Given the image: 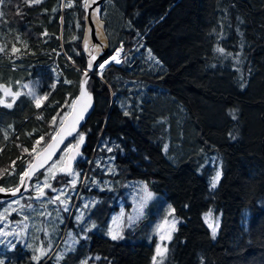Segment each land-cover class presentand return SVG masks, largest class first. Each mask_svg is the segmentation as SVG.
Returning <instances> with one entry per match:
<instances>
[{"label": "trees", "instance_id": "16d2710c", "mask_svg": "<svg viewBox=\"0 0 264 264\" xmlns=\"http://www.w3.org/2000/svg\"><path fill=\"white\" fill-rule=\"evenodd\" d=\"M84 2L0 0V187L19 183L69 112L86 67ZM101 19L109 54L121 49V62L88 79L94 109L66 141L84 136L71 206L90 174L101 182L115 178L106 171L114 163L125 178L141 179L162 196L179 218L161 264H264V0H105ZM30 88L47 95L40 108L27 95ZM44 174L19 197L25 207L35 201L31 184ZM68 178L57 176L54 189ZM90 190L98 196V228L60 264L89 255L94 264H152L155 239L147 241L143 226L125 230L122 239L107 235L119 191ZM157 198L161 210L165 202ZM208 210L219 215L215 238L202 217ZM14 212L9 219L22 217ZM66 223L64 216L43 256L32 259L36 240L33 248L10 240V249L0 247V264H42L51 255L47 264Z\"/></svg>", "mask_w": 264, "mask_h": 264}, {"label": "rangeland", "instance_id": "374dc122", "mask_svg": "<svg viewBox=\"0 0 264 264\" xmlns=\"http://www.w3.org/2000/svg\"><path fill=\"white\" fill-rule=\"evenodd\" d=\"M60 24L62 22L59 20ZM121 50V49H119ZM117 51V50H116ZM116 51H114L106 60H110L111 56L116 54ZM122 54V50L120 51V56ZM120 56L118 57L120 59ZM110 63H116L115 61H111ZM109 63V64H110ZM108 65V64H107ZM106 65V66H107ZM105 66V67H106ZM101 71V69H98ZM103 70V69H102ZM98 71V72H99ZM78 139H73L72 141L66 143L64 147L59 151L58 156L53 159V161L44 169V176L41 180V182H38L36 184L35 192L38 193V187L43 188L44 181L46 178H48V182H50L51 179H55L61 172V168L63 167V160L61 163L58 164L57 169H54L55 177L52 178L48 174V169L52 167L54 163L60 162L61 158L64 159L65 154L67 151L71 148L72 145H75L77 143ZM67 149V151H65ZM104 156H99L98 158V165L101 167V160L104 159ZM112 167L106 168V171L108 173H118L115 178H109L105 179L104 181H100L97 176L95 175H89L88 179L86 180V186L84 187L85 190L81 192L79 195V199L77 201L78 194L75 196V200L73 202V205L71 206V191H74V186L72 185V180L75 178L77 180V176H73L70 174H66L68 178V182L66 184H63L62 186L58 187L56 191L54 192V195L46 196L42 203L45 202V204L36 206L35 203H31L25 207L18 199L16 198L12 201L6 202V204L0 208V247L2 248H8L10 249L14 243H11L10 240H22L24 239L22 234L25 233L28 243L26 241H23L24 245L27 244V246L31 245L33 248L35 243H32L34 240L37 241L36 244V252L37 255H33L32 259H36L39 256H43L50 247L53 245V243L56 240V237L58 235V232L60 230V227L58 228V224L64 219L63 217L66 216L67 223L62 231V235L60 238V241L58 242L57 246L53 250L52 257L47 262V264H60L64 257H67L69 253L74 252L76 249V246L78 245L79 241L82 239L84 240L87 236L86 232H83L81 229V222L85 218L87 207L85 205H89L91 195L93 194L92 190L90 189H106L111 190L113 193L117 194L116 197L113 194V197H115V200L117 201V206L112 211L110 209V219H109V226H108V232L110 226H119V230L121 231L122 237H124V231L135 229L138 225L143 226L142 229L147 234V241L149 242L153 237L155 239L154 242V255L157 254V245L160 244L162 248H165L167 246V242L170 239H165L163 241L160 240V235H167L170 233L172 236V233L174 231H171V223L175 221V229L179 223V218L172 212V208L169 203L165 202L163 200V197L158 195L157 193H154L151 191L147 184L137 178H131L127 179L125 178L120 172H118L117 167L114 163L110 164ZM71 171L75 174H78V170L76 168L71 169ZM63 172V171H62ZM220 172V171H218ZM216 176V174L213 176V178ZM212 178V180H213ZM212 180L210 181V186L212 185ZM82 185V183H81ZM147 186V192H151L152 196L150 198L147 197L146 192L144 191V187ZM81 187V186H80ZM212 187V186H211ZM44 189V188H43ZM117 192V193H116ZM36 197L40 200L41 197ZM56 197H59V199H56ZM161 198L165 205L160 210L161 204L158 203V198ZM42 199V198H41ZM55 200L54 203H50L49 201ZM66 200L67 204H61L60 201ZM109 205L112 204L108 203ZM21 206V207H20ZM18 207H20L18 210H16ZM65 207L67 208V211L65 210ZM71 207V208H70ZM48 210H54L55 211V217L52 218V224L55 226H51L49 224ZM12 211H15L14 215H21L22 217H25L29 212L30 214H34L35 218L28 219L24 224L21 222L20 224H16L19 220H23L22 217H19L18 219H9L8 213H12ZM68 215V217H67ZM80 217L78 220L77 218ZM203 220L205 224L208 226L210 230V234L212 236V230L209 227V223H214L218 226L219 224V215L213 214L211 210H208L204 212L203 214ZM208 218L207 222L205 218ZM58 219L56 223V219ZM114 218L116 221V225H114ZM71 219V222L68 226V222ZM165 220L168 221L167 224H165ZM12 222V223H11ZM164 225L163 228L160 229L159 232H157V226L158 225ZM23 226L22 232L21 227ZM217 233V231H216ZM40 235H43L42 238H40ZM109 236V235H108ZM213 237V236H212ZM30 247V248H31ZM51 253V254H52ZM49 255L42 264H44L50 257ZM164 255L157 256V264H161L163 262ZM92 256L89 255L85 260L79 262V264H94V261L92 260ZM152 264H153V258H152Z\"/></svg>", "mask_w": 264, "mask_h": 264}, {"label": "water", "instance_id": "95a60500", "mask_svg": "<svg viewBox=\"0 0 264 264\" xmlns=\"http://www.w3.org/2000/svg\"><path fill=\"white\" fill-rule=\"evenodd\" d=\"M104 1L105 0H85L84 2V30H83V36L81 39V51L86 60V67L80 77L79 89H78L76 96L73 98L72 102L77 100V98L81 96V85L83 84L85 90L91 96V102L88 107V110L83 114V118L80 119L79 122L75 124V131H73L71 135H68L66 132L63 133L65 137L63 139V142L57 144L55 148L51 149L52 156L50 159L47 160L46 163H44L43 167H40V162L41 160H43L44 156L46 155V152L48 151L47 145L49 143H53L52 136L47 141V143L39 151L36 152V154L32 157L31 161L27 164L23 172V174L26 171L32 173L31 179H29L28 177H25L24 180L22 181L20 178L19 183L14 187H11V188L0 187L4 189V191L0 192V203L9 202V201H12L16 198L23 196L26 193V191L29 189L32 178L38 172L44 170L53 161V159L58 155L59 151L61 150L62 146L66 143V141L73 138L77 134V132H79L82 129L84 123L87 121L88 117L92 113L94 109V96H93V93L87 87V81L91 77V75L94 74V71L99 69V64L102 63L109 56V39L105 33V23L101 19V11H102V6H103ZM93 56L96 57L95 60H92ZM90 61L92 62L94 70H89ZM102 71L103 70L100 71V74ZM86 72H87V75H85ZM78 105H79V101H78ZM71 112H72V109L70 107L68 113H71ZM72 119L73 117L71 115H68L65 118V126H69ZM58 128H60V124L56 127V129ZM78 143L80 144L78 149H73L71 147L65 154V157L63 160V166L65 169L67 168L69 164L70 156L75 157V159L71 160L70 162L71 168H73L77 164V162L81 159L82 142L78 141ZM17 189L18 191H15ZM13 191H15V195L12 194Z\"/></svg>", "mask_w": 264, "mask_h": 264}, {"label": "snow or ice", "instance_id": "6c2138e0", "mask_svg": "<svg viewBox=\"0 0 264 264\" xmlns=\"http://www.w3.org/2000/svg\"><path fill=\"white\" fill-rule=\"evenodd\" d=\"M2 15H3V13H0V16H2ZM0 51H3V49L0 48ZM13 51L14 52L15 51H18V49H16L14 47L13 48ZM120 51L121 50L118 49L116 51V54L113 55L110 58V60H106L103 63H100L99 64V68L101 70L104 69L105 66L107 64H109L111 61H115L116 63H120L121 61L118 58L120 56ZM216 51H219V52L223 53L224 50L223 49H220V48H217ZM150 58H152L151 57V54H150ZM95 59H96V57L93 56L92 57V60H95ZM89 70H94L91 61L89 62ZM85 75H87V72L85 73ZM24 87L25 88H29V85H25ZM0 88H4V86L3 85H0ZM4 92H5V96H7L10 93V89H6L5 88L4 89ZM11 94L13 96V100H15L16 96H19L20 95L19 92L11 93ZM27 95H29V96H31V97L34 98V100H35V106L37 108H40L41 107V104H42V101L47 99V95H45L43 97H39L37 95L36 90L34 88H30V90L27 93ZM78 101H79V105H78ZM90 102H91V96L88 94V92L84 88V85L82 84L81 85V96L78 97L77 100L73 101L72 104L70 105V107L72 109V112L65 114V118L68 115H71L73 117L70 125L69 126H65V118H61L60 119V128L56 129L55 130V133L52 135V141H53V143H49L47 145L48 151L46 152V155L44 156L43 160H41L40 167H43L44 163H46L47 160L51 158V156H52L51 149L55 148L57 144L63 142V139L65 138L64 135H63V133L66 132L68 135H71V133L73 131H75V124L78 123L79 120L83 118V114L88 110V107L90 105ZM0 103H3V100H0ZM6 106L10 108V107H12V104H7ZM125 115H128V113L126 112ZM56 120H57V117H53L52 123L55 124ZM78 135H79V141L82 142L83 139H84L83 134L80 133ZM43 139H44V137H40V139L37 140L36 143L39 144L41 142V140H43ZM79 146H80V144L77 143L76 145H72L71 147L73 149H78ZM25 151H27V149H25ZM65 151H67V149H65ZM109 151H110V149H109ZM73 159H75V157L74 156H70L69 157V164H68L67 168L66 169L65 168H61L60 170L61 171H66L70 175L77 176L78 174H75V173H73L71 171V163L70 162ZM62 160H63V158H61V161L60 162L54 163L52 165V167L48 169V174H49L50 177H52V178L55 177L54 169H57L58 164L61 163ZM31 174L32 173L26 171L23 174V176L21 177V180L23 181L25 177H28L29 179H31ZM220 176H221V173L220 172H217L216 173V176L212 180V185H211L212 188H215L216 187L217 182L220 179ZM71 183L74 186L76 184V179L74 178ZM37 187H38V193H37L38 197L43 196L44 195L43 188H49V187H51L50 183L48 182V178L45 179L43 188H40L39 186H37ZM2 191H4V189L3 188H0V192H2ZM15 191H18V189L15 190ZM15 191H13V193H12L13 195H15ZM53 191H55V189H53ZM144 191L146 192V195H147L148 198H150L152 196V193L151 192H147V186L144 187ZM56 199H59V197H56ZM49 202L50 203H54L55 200H52V201H49ZM60 202H61V204H64V205L67 204V201L66 200H62ZM85 207H87V205H85ZM65 210L67 211V208L66 207H65ZM77 219L79 220L80 217H78ZM205 219H206V222H207L208 218L206 217ZM164 223L167 224L168 221L165 220ZM114 225H116L115 218H114ZM163 226H164L163 224L162 225H158L157 226V232H159L160 229L163 228ZM209 227L212 230V236H213V238H215L216 231H217V225L214 224V223H209ZM171 231H175V221H173L171 223ZM108 235L111 237L112 240H117V239H122L123 238L122 235H121V231L119 230V226L118 225L117 226H110ZM166 238L167 239H171L170 233L167 235V237L165 235H160V240L161 241L165 240ZM166 251H167L166 247L165 248H162L161 245L158 244L157 245V254H156V256H153V264H157V256H161L162 257L163 255H165Z\"/></svg>", "mask_w": 264, "mask_h": 264}, {"label": "flooded vegetation", "instance_id": "af4514ba", "mask_svg": "<svg viewBox=\"0 0 264 264\" xmlns=\"http://www.w3.org/2000/svg\"><path fill=\"white\" fill-rule=\"evenodd\" d=\"M79 141V140H78ZM78 141H77V143H78ZM76 143V144H77ZM75 144V145H76ZM57 157V156H56ZM55 157V158H56ZM64 160V159H63ZM80 161V160H79ZM79 161L77 162V164L73 167V168H71V169H74V168H76L77 169V165H78V163H79ZM64 167V166H63ZM60 174L59 175H64V174H68L66 171H61V172H59ZM58 175V176H59ZM42 178L43 177H41L39 180H36V181H34L32 184H31V186H32V189H34V192H32L30 195H31V197H32V200H35L33 203H35L36 202V200L38 199L37 197H36V195H37V193L35 192V186H36V184L38 183V182H41V180H42ZM56 179V178H55ZM55 179H51L50 180V185H51V187H49V188H44L43 189V191H44V197H41L40 198V204H39V206L40 205H42L43 206V204H45V202L44 203H42L43 202V200L45 199V197L47 196H49V195H54V192L56 191V189H55V191H53V189H54V187H53V183L55 182ZM30 187V186H29ZM52 191H53V193H52ZM47 192H51L50 194H48ZM98 196H97V194L95 193L94 194V199L93 198H91L90 199V202H89V205L87 206V211H86V215H85V218L83 219V221L81 222V229H82V231L83 232H86L87 233V238L89 239L90 237H91V235H92V233L94 232V230H96L97 228H98V223H97V221L95 220V217H94V215H93V212H94V209H95V204H94V202H95V200H96V198H97ZM113 201H115V199L113 200ZM29 204H31V203H29ZM28 204V205H29ZM114 204V203H113ZM34 205H36V203L34 204ZM114 205H116V204H114ZM27 206V205H26ZM44 207V206H43ZM114 207H116V206H114ZM47 211L49 212V215H48V219H51L52 217H53V214H54V210H48L47 209ZM31 212H29V214L28 215H26L24 218H23V220H20L19 222H17L16 224H20L21 222H23V224L28 220V219H33V218H35V216H34V214L32 215V214H30ZM12 216H13V211H12ZM64 218V217H63ZM56 219V218H55ZM110 219V218H109ZM13 220V219H12ZM57 221H58V219H56V223H57ZM63 221V220H62ZM61 221V222H62ZM61 222L57 225L58 227L60 226V224H61ZM12 223V222H11ZM53 226H55V225H53ZM22 229H23V226L21 227V232H22ZM22 236H23V240H22V242L23 241H26L27 243H28V241H27V239H25L26 238V235H25V233L24 234H22ZM87 239V240H88ZM88 243H89V241H88ZM24 244H25V242H24ZM27 245V244H26ZM69 259H75V256L74 255H70V258Z\"/></svg>", "mask_w": 264, "mask_h": 264}, {"label": "bare ground", "instance_id": "6f19581e", "mask_svg": "<svg viewBox=\"0 0 264 264\" xmlns=\"http://www.w3.org/2000/svg\"><path fill=\"white\" fill-rule=\"evenodd\" d=\"M60 21L62 22V19L60 18ZM112 57V56H111Z\"/></svg>", "mask_w": 264, "mask_h": 264}]
</instances>
